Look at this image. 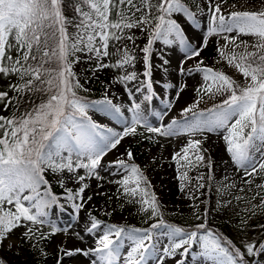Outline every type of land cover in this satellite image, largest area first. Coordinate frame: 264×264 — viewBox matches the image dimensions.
<instances>
[{"label": "snow or ice", "instance_id": "obj_1", "mask_svg": "<svg viewBox=\"0 0 264 264\" xmlns=\"http://www.w3.org/2000/svg\"><path fill=\"white\" fill-rule=\"evenodd\" d=\"M257 2L264 5V0ZM227 4L228 0H206L211 25L208 36L235 33L223 37L224 44L215 49L213 59L216 63L225 61L244 82L238 83L228 74L204 65L202 58L193 68L180 65L181 74L185 71L203 74L202 83L195 89L198 98L180 112L183 123L174 118L166 126H151L140 112V104L133 101L128 109L132 113L131 121H125L123 130L118 132L93 121L89 109L119 118L121 107L107 94L94 101L79 95V90L87 89L77 78L74 66L84 58L95 59L97 69L121 70L122 74L116 78L120 84L138 80L137 72L128 69L135 68L137 61L136 36L132 30L139 29L147 34V39L139 49L143 53V79L135 91L146 88L148 94L144 100L151 101L155 95L151 56L157 41L171 46L178 40L187 53L186 60L200 58L208 47L207 37L194 35L193 39L201 40L195 48L185 37L180 21L186 17L195 26L194 12L189 11L183 0H0V78L8 81L6 89L0 90V104L3 112L8 113L0 114V243L18 228L25 229L22 235L27 239L36 236L48 239L57 232L67 231L47 220L46 210L57 204L59 198L53 194L46 174L67 173V178L79 185L75 191L65 187V199L79 213L93 199L91 195L85 198L86 190L91 187L87 181L103 179L100 170L104 168V157L118 150L126 137L142 135L137 132L139 126L160 137L181 134L190 137L172 156L179 166L177 170L185 169L177 177L180 181L189 180L187 170L193 167L212 168L211 157L205 163L204 153L208 149L202 145L208 138L206 133L217 129L226 133L222 136L224 151L238 170H244V184L251 185L264 172V7L226 14ZM111 57L117 58L114 63L105 62ZM163 64L169 61L164 59ZM163 87L174 85L165 83ZM186 87L176 91V100ZM128 95L131 97L133 92L128 90ZM217 95L226 98L210 108H199L206 96L211 99ZM253 149L261 153L255 162ZM123 155L126 159L117 158L108 164V168L124 174L116 181L118 191L130 203L139 204L156 222L146 228L106 224L95 240V247H62L58 262L63 256L82 255L91 264L97 261L118 264L121 259L123 264H144L147 254L156 250L152 243L155 230L166 227L163 235L168 243L160 249L158 264H165L166 259L175 258L177 253L186 255L197 243L203 250L201 254L212 264H264V242L245 243L241 250L208 228L203 222L207 212L204 217L197 215L202 222L194 230L166 225L160 216L157 196L150 191L151 184L140 166L133 162L132 151L126 148ZM79 170H84V174ZM196 179L197 190L204 188V175ZM211 179L209 173L208 180ZM59 183L65 186L63 179ZM185 187L181 183L180 190L184 191ZM256 187L264 189V184ZM260 207L264 208V198ZM45 225L50 227L47 234L42 231ZM86 231L90 234L101 231V221L92 216ZM125 238L129 248L122 258Z\"/></svg>", "mask_w": 264, "mask_h": 264}, {"label": "rangeland", "instance_id": "obj_2", "mask_svg": "<svg viewBox=\"0 0 264 264\" xmlns=\"http://www.w3.org/2000/svg\"><path fill=\"white\" fill-rule=\"evenodd\" d=\"M183 2L189 11L194 12L196 17L195 26L188 22L186 17L180 21L188 43L195 48L200 45L201 40L193 39L194 35L201 38L207 37L208 47L201 52L200 58L186 60L187 53L178 40L171 46L157 41L153 46L151 56L153 92L155 93L151 101L144 100V96L148 94L146 88H142L140 92L135 91L137 87H140V80L143 79V53L139 49L145 46L147 39V34L141 33L139 29L132 30L136 36L134 54L137 56V61L135 68L128 69L137 72L138 80L128 82L126 85L120 84L116 78L122 74L121 70L97 69L95 59L88 61L84 58L74 66L73 70L77 78L83 88L87 89V91L79 90V95L89 98V101H94L103 99L107 94L113 103L121 107L122 115L119 118L103 111L89 109V115L93 121L112 128L114 131H122L125 126L124 122L131 121L132 113L128 109L134 101L140 104V112L151 126H166L174 118L183 123L184 118L180 116V112L198 98L195 89L202 83L203 74L197 72L188 74L187 71L181 74L178 67L183 65L185 69L193 68L197 60L201 58L204 60V65L212 66L215 70L228 74L238 83L244 82L241 75L234 68L228 66L225 61L216 63L213 59V56L216 55L215 49L224 44L223 37L235 35V33L219 32L216 35L208 36L211 25L205 7L206 0H183ZM261 7L264 5H261L257 0H228L224 12L227 14L238 10H257ZM243 38L249 42L252 40L251 37ZM128 43L131 48V43ZM110 51H112L111 48ZM116 59V57H111L105 62L111 64ZM164 59H167L169 64L164 65ZM216 59L219 57L216 56ZM12 80L15 82V78ZM7 83L8 81L0 78V90H5ZM165 83H171L174 87L164 88ZM184 85L187 87L180 94V99L176 100V91ZM128 90L133 92L131 97L128 95ZM9 95L11 96L13 93L9 92ZM94 96L99 98H93ZM225 98L217 95L209 99L206 96L199 108H210L213 104H220ZM0 114L8 115L7 112H3L2 104H0ZM137 132L143 134L126 137L118 146V150H113L104 157L102 160L104 168L100 170L103 179L97 181L93 178L87 181L91 187L86 190L84 195L85 198L91 195L93 199L85 204L79 213L71 208L72 202L65 199V187L75 191L79 185L74 180H69L67 173L46 174L53 194L59 198L57 204L46 210L48 212L47 220L51 225L67 231L57 232L48 239H39L38 236L27 239L22 235L25 229L18 228L10 235V238L0 243L1 253L5 254L9 261L23 260L29 261L28 264H91V260L82 255L63 256L58 262V257L62 256L60 249L74 246L85 249L95 247V240L102 234L103 226L106 224L115 223L120 226L146 228L155 223L156 220L150 219L149 213L141 210L139 204L130 203L129 199L118 191L119 185L116 181L121 179L124 174L117 172L116 169L108 168L110 161L117 158L126 159L123 155L126 148L132 151L133 162L140 166L150 182L151 192L157 196L160 216L166 225L171 224L187 230H194L195 225L202 222L197 219V215L204 217L207 212L203 222L208 228L225 240H231L241 250L245 243L264 242V208L260 207L261 200L264 198V189L256 187L257 184H264V178H262L264 172H261L251 185L243 183L244 170H238L224 151L222 136L226 133L223 129L206 133L208 138L202 145L204 149H208L204 153L207 154L205 163H207L208 157H211L212 168L200 166L187 170L188 181L177 179L185 169L178 171L179 166L172 156L186 144L189 136L181 134L160 137L145 132L142 126L137 128ZM146 137H151V139ZM251 155L255 162L260 159L261 153L253 149ZM79 171L80 174H84V170ZM114 172L116 174H113ZM209 173L212 176L211 180H208ZM200 175L205 177L203 181L205 187L197 190L198 181L196 178ZM60 179L64 180V187H61ZM181 183L186 184L184 191L180 190ZM230 185L235 186L229 187ZM62 192L64 194H60ZM254 196L255 199H253ZM237 197L241 199H237ZM228 201L231 203L229 204ZM106 212L109 214L106 215ZM92 216L101 221V231L90 234L86 228L89 226ZM42 231L47 234L50 231L49 225H45ZM166 232V227L155 230V238L152 243L156 245V250L147 254L144 264H158L157 257L162 254L160 249L168 243L167 237L163 235ZM200 234L203 235L204 232L201 231ZM122 245L121 257L123 258L129 248V241L125 238ZM202 251L199 243L194 244L186 255L181 256L177 253L175 258L166 259L165 264H177V261L181 260L183 264H212L211 260L201 254ZM0 264H2L1 258ZM97 264H101V262L97 261ZM118 264H123V259L118 261Z\"/></svg>", "mask_w": 264, "mask_h": 264}, {"label": "trees", "instance_id": "obj_3", "mask_svg": "<svg viewBox=\"0 0 264 264\" xmlns=\"http://www.w3.org/2000/svg\"><path fill=\"white\" fill-rule=\"evenodd\" d=\"M38 102V101H37ZM23 110V108L21 109ZM0 258H1V263L2 264H28L29 261H23V260H19V261H9L8 258H6V255L2 254L1 251H0ZM42 260H43V257H42Z\"/></svg>", "mask_w": 264, "mask_h": 264}]
</instances>
